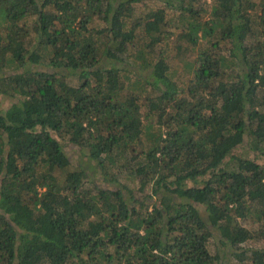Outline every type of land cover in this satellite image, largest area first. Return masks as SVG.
Here are the masks:
<instances>
[{
    "label": "trees",
    "instance_id": "1",
    "mask_svg": "<svg viewBox=\"0 0 264 264\" xmlns=\"http://www.w3.org/2000/svg\"><path fill=\"white\" fill-rule=\"evenodd\" d=\"M0 94V264H264V0H0Z\"/></svg>",
    "mask_w": 264,
    "mask_h": 264
},
{
    "label": "rangeland",
    "instance_id": "2",
    "mask_svg": "<svg viewBox=\"0 0 264 264\" xmlns=\"http://www.w3.org/2000/svg\"><path fill=\"white\" fill-rule=\"evenodd\" d=\"M157 4V3H153L152 4V8H154V5ZM171 55H177V53L175 52L174 54H171ZM176 62V66H175V69L177 70V77L180 81H183V80H186L188 79V76H189V71L187 70L186 68V65H185V61L183 60H178V61H175ZM175 64V63H174ZM37 69L38 70H45L46 69V66H42V65H39L37 66ZM17 100L16 99H12L10 97H7L3 94H0V109H7L9 107H11L14 103H16ZM67 150H71V152H74V154L71 155L72 158L75 159V161H87L88 159H86V157H81V152L78 150L77 147H74V149H72L70 146L67 147ZM238 153H241L244 157H248V158H257L259 157L258 153L257 152H253V151H250L248 150L247 148H245L244 146H241L238 150ZM259 160L260 162H264V157H259ZM211 250L214 254L217 253V250H216V247H215V244L212 242L211 243Z\"/></svg>",
    "mask_w": 264,
    "mask_h": 264
}]
</instances>
